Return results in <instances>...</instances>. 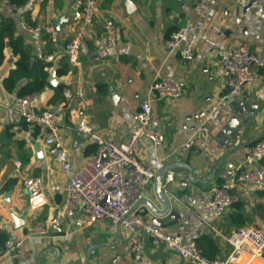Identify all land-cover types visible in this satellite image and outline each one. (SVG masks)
<instances>
[{"label": "crops", "instance_id": "crops-1", "mask_svg": "<svg viewBox=\"0 0 264 264\" xmlns=\"http://www.w3.org/2000/svg\"><path fill=\"white\" fill-rule=\"evenodd\" d=\"M71 2L27 0L21 5L26 23L42 26V37L54 30L59 34L57 42H49L45 48L57 55L47 62L48 86L36 93L37 107H56L63 99L62 92L55 98L59 87L75 94L59 120L71 164L65 174L46 156L44 132L29 133L22 122L6 121L4 106L30 80L20 78L12 91L5 89L3 81L22 54L29 57L30 64L37 59L33 36L21 27L19 14L9 12L0 0V264H132L127 232H111L104 221L70 228L66 241L58 238L65 231L63 208L69 177L93 154L86 153L77 122L85 119L101 136L126 141L136 126L134 114L149 97L158 75L178 80L182 94L151 103L150 127L164 141L155 145L145 137L139 140L135 157L153 169L155 180L145 187L137 212L159 221L171 234L192 238L206 258H224L230 251L227 238L238 229L232 219L236 210L230 206L225 211H207L203 196L211 187L234 178L237 168L245 166L249 146L264 139V69L252 66L254 80L243 96L218 107L210 118L205 115L227 90V78L217 70L225 66L228 50L243 45L264 62L262 11L248 8L242 14L236 0H103L82 42L80 63L73 67L61 50L77 19ZM238 16L241 21L236 23ZM103 18L116 26V41L110 47L101 28ZM179 27H186L196 38L192 60H183L165 48V40ZM78 90L81 96L76 95ZM233 112L245 117L242 128L228 135L223 128ZM75 132L80 142L74 140ZM190 140L194 143L186 147ZM254 167L264 173V160ZM166 170L173 172V181L162 189L177 217L169 213L156 217L152 212L162 209L157 176ZM24 176L38 177L44 188L45 203L36 210L30 208L22 187ZM51 186L58 189L50 190ZM263 193L264 189L247 185L231 190L232 203L244 204L250 221L244 226L264 231ZM35 224L46 226L45 238L26 241L19 254L2 256L4 239H23ZM53 239L58 240L53 243ZM144 249L154 264H194L163 245L145 242ZM246 263L264 264V255L250 258L244 253L235 264Z\"/></svg>", "mask_w": 264, "mask_h": 264}, {"label": "built area", "instance_id": "built-area-1", "mask_svg": "<svg viewBox=\"0 0 264 264\" xmlns=\"http://www.w3.org/2000/svg\"><path fill=\"white\" fill-rule=\"evenodd\" d=\"M103 0H72L71 5L77 13L74 30L71 37L62 45V53L67 62L77 67L80 63V48L87 38L93 24L100 3ZM196 1V0H194ZM238 9L243 14L248 8L262 11V28L264 30V0H236ZM4 7L20 17L21 27L33 38L34 55L43 62L52 61L57 51L46 52L47 44L56 43L58 32H50L48 37L40 35L42 26L26 23L21 5L10 0H3ZM241 21V16L235 19ZM101 28L107 46H113L116 41V26L109 18H103ZM195 36L186 27H179L164 42L169 52L176 53L183 60L193 59V44ZM252 66L258 71L264 69V62L245 46L241 45L227 51L226 64L217 73L227 78V90L220 94L216 102L206 113L210 118L220 106H227L237 98L243 96L253 83ZM182 94L181 83L170 76H157L149 88V97L141 102L134 114L136 126L130 137L124 142H116L98 134L85 120L77 122L76 131L82 136L86 146L94 147L90 158L84 161L69 177L67 199L63 208L65 218L64 234L58 238L66 241L70 228L81 229L91 224L104 221L108 230L115 232L123 229L127 232V246L132 264H154L145 253L144 244L165 246L183 259L194 264H235L244 253L250 258H260L264 255V231L257 226H243L231 232L227 238L230 245L229 253L224 257L208 259L202 255L192 238H183L177 234L167 232L163 227L137 212L139 202L143 198V191L147 185L154 182L155 172L145 166L135 157L140 138L145 137L151 143L159 145L164 136L151 129V103L160 99H177ZM75 95V94H74ZM66 89L62 91V101L54 108L41 110L37 107V94L31 93L17 96L4 106L5 118L8 123L22 122L29 133L42 131V141L46 156L60 166L63 173L68 174L71 168L69 153L63 144V134L60 126V116L69 107L74 97ZM81 96L80 90L76 92ZM193 140L185 146L191 147ZM105 154V157L103 155ZM264 160V139L257 140L247 149L245 166H239L234 178L227 182L211 187L204 198V208L207 211H225L232 204L231 190L238 185L252 186L264 189V173L254 165ZM173 181V172L163 173L161 188L165 183ZM22 187L27 195L29 206L36 210L45 203L44 188L38 177L24 176L21 178ZM50 190H57L51 186ZM82 211V212H81ZM47 236V228L43 224L31 226L23 239L7 237L4 241L2 256L19 254L26 241H40ZM57 239V240H58ZM53 239V243L57 241ZM249 264V263H246Z\"/></svg>", "mask_w": 264, "mask_h": 264}, {"label": "trees", "instance_id": "trees-1", "mask_svg": "<svg viewBox=\"0 0 264 264\" xmlns=\"http://www.w3.org/2000/svg\"><path fill=\"white\" fill-rule=\"evenodd\" d=\"M27 0H10L11 3L16 5H23ZM49 63L36 60L34 63L30 64L29 57L26 54H22L19 58L15 70H13L9 76L3 81L4 87L7 91H12L15 87L16 82L20 78L29 79L30 82L23 86L19 91L18 95L23 96L26 94L37 93L48 86V69ZM62 92V88L57 89V94L55 98L58 97V94ZM90 148V149H89ZM94 152V147L87 146L86 153L89 154ZM264 194V193H263ZM231 206L236 210L233 214L232 219L236 227H242L248 224L249 219L246 217L244 212V204L242 202L232 203ZM5 240V239H4ZM3 240V242H4Z\"/></svg>", "mask_w": 264, "mask_h": 264}, {"label": "water", "instance_id": "water-1", "mask_svg": "<svg viewBox=\"0 0 264 264\" xmlns=\"http://www.w3.org/2000/svg\"><path fill=\"white\" fill-rule=\"evenodd\" d=\"M232 114L233 115L228 120V122L226 123L225 128H223V132L227 133L228 135L231 134V133H233L232 135H235L236 132L239 131L242 128L241 121H243L244 117H245V116H240L236 112H233ZM74 140L80 142L76 132L74 133ZM103 157H105V154L103 155ZM162 179H163V172L158 174V176H157L158 196H159L160 201L162 203V209L159 210V211L155 210V209H152V212H153V214L156 217L165 216L167 213H169V215H171L172 217H177V215L175 214L174 211H170V205L168 203V200L165 197L163 189L161 188ZM152 221L160 226V222L159 221H157V220H152Z\"/></svg>", "mask_w": 264, "mask_h": 264}]
</instances>
